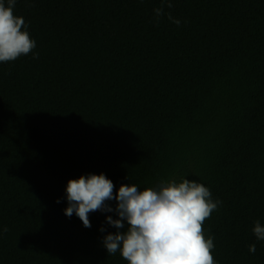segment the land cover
Instances as JSON below:
<instances>
[{
	"label": "trees",
	"instance_id": "1",
	"mask_svg": "<svg viewBox=\"0 0 264 264\" xmlns=\"http://www.w3.org/2000/svg\"><path fill=\"white\" fill-rule=\"evenodd\" d=\"M171 2L16 0L36 47L0 63V264H127L103 244L115 199L91 227L64 212L100 173L204 184L217 264H264V0Z\"/></svg>",
	"mask_w": 264,
	"mask_h": 264
},
{
	"label": "clouds",
	"instance_id": "2",
	"mask_svg": "<svg viewBox=\"0 0 264 264\" xmlns=\"http://www.w3.org/2000/svg\"><path fill=\"white\" fill-rule=\"evenodd\" d=\"M172 7L171 0H164ZM16 0H0V63L14 61L36 47L25 20L14 13ZM157 19L167 15L174 24L181 21L165 13L163 7L154 9ZM38 55V54H37ZM115 185L105 174L81 175L69 179L66 185L65 215L73 213L85 227H91L89 213L113 209L106 203L115 199L117 219L108 216V224L126 231L108 233L103 244L108 254L120 253L127 264H217L211 235L205 236L204 222L218 208L208 187L195 180H168L158 188L140 190L135 184ZM59 202V201H58ZM7 231V228L4 229ZM101 231H104L101 228ZM258 240H264V225L257 220L252 229ZM255 244L249 252L255 253Z\"/></svg>",
	"mask_w": 264,
	"mask_h": 264
}]
</instances>
